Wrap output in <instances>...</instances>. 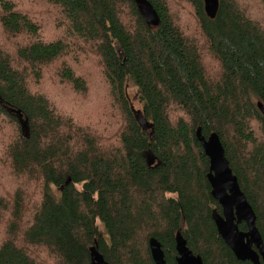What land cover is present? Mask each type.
<instances>
[{
  "label": "trees",
  "instance_id": "obj_1",
  "mask_svg": "<svg viewBox=\"0 0 264 264\" xmlns=\"http://www.w3.org/2000/svg\"><path fill=\"white\" fill-rule=\"evenodd\" d=\"M147 1L160 19L155 27L135 0H44L63 37L43 41L36 16L0 0V33L8 37L0 44V264H91V250L106 264H154L152 238L165 264H176L177 233L203 264H251L234 257L212 221L221 208L210 195L198 128L205 138L218 135L264 245L257 107L264 109V28L234 0H218L212 20L204 0H179L199 29L190 39L165 0ZM203 51L217 65L213 73ZM94 64L107 116L120 117L113 144L98 134L100 124L60 113L31 89L58 66L60 83L85 96L91 80L80 69ZM128 84L152 130L135 123ZM12 109L28 119V138ZM238 229L247 231L244 223Z\"/></svg>",
  "mask_w": 264,
  "mask_h": 264
},
{
  "label": "water",
  "instance_id": "obj_2",
  "mask_svg": "<svg viewBox=\"0 0 264 264\" xmlns=\"http://www.w3.org/2000/svg\"><path fill=\"white\" fill-rule=\"evenodd\" d=\"M138 12L148 26L159 25L160 19L147 0H135ZM204 12L207 18L214 19L218 12V0H204ZM1 102V97H0ZM264 116V109L257 104ZM133 119L141 131L152 130L153 126L143 116V112L131 108ZM10 112L16 116L23 137H29V122L20 111L12 109ZM152 135V132L150 133ZM196 139L200 142L205 156L209 160V170L206 176L210 185L211 197L221 208V214L216 210L211 212V218L217 233L225 246L229 248L234 257L240 262L251 264H264V245L256 228L255 214L241 192L236 177L232 174L229 163L225 158L223 146L216 133H211L206 139L201 135V129L195 132ZM153 161L148 162L151 166ZM244 223L247 231L238 229ZM149 252L154 264H165L161 245L150 239ZM175 251L177 253L176 264H203L199 256L186 246V242L177 233L175 237ZM91 264H106L103 258L94 250H91Z\"/></svg>",
  "mask_w": 264,
  "mask_h": 264
},
{
  "label": "rangeland",
  "instance_id": "obj_3",
  "mask_svg": "<svg viewBox=\"0 0 264 264\" xmlns=\"http://www.w3.org/2000/svg\"><path fill=\"white\" fill-rule=\"evenodd\" d=\"M15 4L18 10L29 12L34 18L35 16L41 26V38L43 41H53L63 37V31L58 25H54L55 22V10L49 7L44 0H11ZM243 9L252 20L260 22L259 24L264 28V14L257 0H234ZM170 14L177 20L180 29L190 38L199 35V29L194 19V13L186 3H180L179 0H165ZM53 11V12H52ZM8 37L0 33V44L7 41ZM16 43V42H15ZM13 43V44H15ZM17 43H21L20 41ZM203 46V43L199 47ZM206 53L202 52L203 63L206 70L209 73H213L216 66L213 60H211ZM74 68L76 65L72 64ZM58 66L51 71L46 72L43 80L40 83H31V89L34 92L46 94L50 102L55 109L60 113H68L75 117L73 114L79 112L77 118L85 119L86 123L100 124L98 134L103 137L104 140L109 141L111 144L115 142V135L120 125V117L113 111L112 116H107V109L109 104L105 97V87L101 86L102 79L100 77L97 65L94 64L85 71L80 72L85 74L90 80V89L85 96H78L74 94L69 88L60 83L56 77V70ZM78 69V68H77ZM127 95L135 110L140 109V103L136 95V88L128 84ZM105 93V94H104ZM84 110V112L82 111ZM88 115L91 119H88ZM106 123V124H105ZM104 124V125H103ZM9 136H14V129H7ZM7 138V139H6ZM5 139L10 142L14 139L6 137ZM35 197V196H34ZM37 256L42 254L37 252ZM42 263V259L41 262Z\"/></svg>",
  "mask_w": 264,
  "mask_h": 264
},
{
  "label": "bare ground",
  "instance_id": "obj_4",
  "mask_svg": "<svg viewBox=\"0 0 264 264\" xmlns=\"http://www.w3.org/2000/svg\"><path fill=\"white\" fill-rule=\"evenodd\" d=\"M202 135V134H201ZM203 136V135H202ZM204 137V136H203ZM205 138V137H204ZM206 139V138H205Z\"/></svg>",
  "mask_w": 264,
  "mask_h": 264
}]
</instances>
